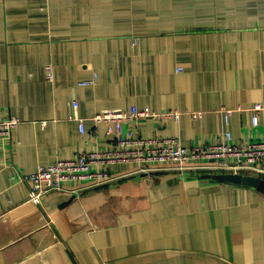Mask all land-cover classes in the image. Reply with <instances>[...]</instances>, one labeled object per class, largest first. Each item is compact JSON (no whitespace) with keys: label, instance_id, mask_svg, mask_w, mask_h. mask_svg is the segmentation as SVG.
Returning <instances> with one entry per match:
<instances>
[{"label":"crops","instance_id":"crops-1","mask_svg":"<svg viewBox=\"0 0 264 264\" xmlns=\"http://www.w3.org/2000/svg\"><path fill=\"white\" fill-rule=\"evenodd\" d=\"M95 74L96 85H80ZM255 104L264 0H0V122L20 121L0 142V264H264V176L250 187L222 172L113 165L110 182L70 184L41 206L25 180L40 164L115 150L107 124L93 121L106 109L177 111L179 121L124 133L192 147L226 132L236 145L263 140Z\"/></svg>","mask_w":264,"mask_h":264},{"label":"built area","instance_id":"built-area-1","mask_svg":"<svg viewBox=\"0 0 264 264\" xmlns=\"http://www.w3.org/2000/svg\"><path fill=\"white\" fill-rule=\"evenodd\" d=\"M138 44V38L133 40ZM48 79L53 80L52 67L48 68ZM98 75L93 79L80 83L82 86L96 85ZM75 111L70 118L79 122L80 132L85 133V119L80 118L77 111L79 103L74 101ZM255 112L264 111V104H255ZM253 117V125H259L258 114ZM231 110L225 112L226 124H229ZM195 121L203 119L202 113H194ZM174 120L179 121L181 114L177 111L158 113L146 107L133 108L125 112L120 108L106 109L95 115L93 121L107 124L108 133L114 136L115 150L82 151L73 159L57 160L50 164H40L36 170L25 177L30 184L29 202L41 206L45 195L52 192L66 191L70 184H78L82 189H92L111 181L109 166L136 164L143 171L157 172L163 170L207 171L224 174L252 177L264 176V136L261 141H253L243 145L233 143L231 132H226V140L221 144L195 145L185 147L177 139H129L123 130L125 124L142 120ZM20 121L17 118L0 122V142H9Z\"/></svg>","mask_w":264,"mask_h":264},{"label":"water","instance_id":"water-1","mask_svg":"<svg viewBox=\"0 0 264 264\" xmlns=\"http://www.w3.org/2000/svg\"><path fill=\"white\" fill-rule=\"evenodd\" d=\"M222 179L225 182L237 184V185H244L250 187H257L260 185V179L258 177H252V176L226 174L223 176Z\"/></svg>","mask_w":264,"mask_h":264},{"label":"rangeland","instance_id":"rangeland-1","mask_svg":"<svg viewBox=\"0 0 264 264\" xmlns=\"http://www.w3.org/2000/svg\"><path fill=\"white\" fill-rule=\"evenodd\" d=\"M261 183H263V180H261Z\"/></svg>","mask_w":264,"mask_h":264}]
</instances>
